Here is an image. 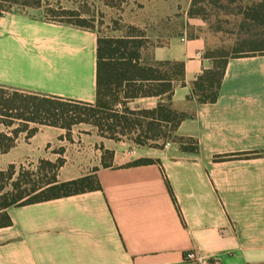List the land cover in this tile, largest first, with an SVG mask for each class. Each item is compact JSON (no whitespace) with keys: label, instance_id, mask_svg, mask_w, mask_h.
Instances as JSON below:
<instances>
[{"label":"crops","instance_id":"0c3cea01","mask_svg":"<svg viewBox=\"0 0 264 264\" xmlns=\"http://www.w3.org/2000/svg\"><path fill=\"white\" fill-rule=\"evenodd\" d=\"M41 11L0 12V87L94 102L96 31ZM206 47L203 37L182 33L151 51L152 60L184 62V85L171 100L194 110L177 133L195 138L196 152L101 137L83 123L68 137L43 124L18 134L0 169L61 158L57 180L94 174L100 188L7 208L0 264H264V54L229 58L217 99L188 103L190 82L212 66ZM157 100L129 104L151 108ZM103 149L112 152L108 166ZM139 158L153 161L128 165ZM189 249L206 261H184Z\"/></svg>","mask_w":264,"mask_h":264},{"label":"trees","instance_id":"16d2710c","mask_svg":"<svg viewBox=\"0 0 264 264\" xmlns=\"http://www.w3.org/2000/svg\"><path fill=\"white\" fill-rule=\"evenodd\" d=\"M12 6L41 7V0H0V12ZM209 6L223 15L240 18L239 38L231 51L220 47H206L204 55L212 66L203 69L190 82L186 96L188 103H212L217 99L227 60L231 57L264 54V0H191L189 17L204 18ZM65 15H75L62 9ZM75 26L93 29L81 18L61 20ZM130 29H135L130 27ZM192 36V35H190ZM144 40L140 34L128 32L118 36L97 33L95 100L92 103L41 95L0 87V154L11 149L19 133L26 137L37 131L35 125L64 128L66 136L71 126L88 123L101 137L119 140L129 138L138 146L159 148L165 142H175L185 152H196L197 141L191 136L177 133L179 123L194 116L190 106L178 109L172 104V94L177 84L184 85V62L141 60ZM140 97H156L151 108L130 106ZM35 124L29 126V124ZM112 152L103 149L102 165L108 166ZM153 159L139 158L128 165L151 163ZM35 170L21 171L14 163L0 169V227L11 224L7 208L44 201L56 197L99 189L94 174L67 181L56 178L62 159H39ZM19 167V170H17ZM50 171L42 174L41 170ZM39 180H34L39 177ZM34 177V178H33Z\"/></svg>","mask_w":264,"mask_h":264},{"label":"rangeland","instance_id":"374dc122","mask_svg":"<svg viewBox=\"0 0 264 264\" xmlns=\"http://www.w3.org/2000/svg\"><path fill=\"white\" fill-rule=\"evenodd\" d=\"M44 2H41V14L47 19L61 21L81 18L93 27L96 33L102 35L118 36L128 32L140 34L144 40L141 60L146 63L154 62L151 59L152 49L165 43L173 35L182 33L186 36L198 35L205 39L207 47H220L227 51H231L236 46L235 39L241 36L239 16H225L207 6L204 12L205 19L189 17L188 8L191 0H45ZM62 9L73 10L76 14L65 15L61 13ZM130 106L134 107L135 104ZM83 124L88 131L92 129L97 133L92 125ZM34 125L29 124V126ZM122 138L129 140L127 137ZM57 144L54 143L52 150L61 152V147ZM22 164L18 165L22 166L21 171L33 170L34 165L36 167L40 165L38 161L32 165L33 167L30 163ZM41 173L50 174V171L42 169ZM39 178L41 176L35 177L34 180Z\"/></svg>","mask_w":264,"mask_h":264},{"label":"built area","instance_id":"2783aa9c","mask_svg":"<svg viewBox=\"0 0 264 264\" xmlns=\"http://www.w3.org/2000/svg\"><path fill=\"white\" fill-rule=\"evenodd\" d=\"M183 260L188 262H205L206 259L200 255L195 249L185 250Z\"/></svg>","mask_w":264,"mask_h":264}]
</instances>
